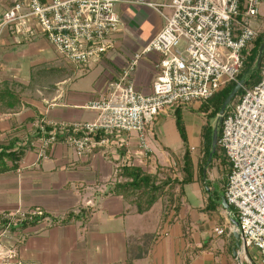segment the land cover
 <instances>
[{
    "label": "crops",
    "instance_id": "0c3cea01",
    "mask_svg": "<svg viewBox=\"0 0 264 264\" xmlns=\"http://www.w3.org/2000/svg\"><path fill=\"white\" fill-rule=\"evenodd\" d=\"M170 1L121 0L115 8L121 23L114 52L80 68L62 59L35 26L21 33L11 26L1 36L0 86L18 93L20 104L14 109L0 104V145L26 150L20 162L8 161L7 170L0 172V231L6 232L5 248H16L23 264H260L255 249L238 255L235 233L233 237L215 234L216 227H232V219L238 221L229 209L223 206L213 221L200 211L210 193L219 195L221 203L225 196L212 189L215 180L227 182L220 161L210 169L204 167L203 181L185 187L184 204L177 214L164 213L165 199L137 214L114 192L121 167L155 173L181 163L185 147L176 128L175 107L148 126L147 151L137 133L107 136L105 144L81 157L63 141L53 143L43 156L40 139L28 146L43 125L52 128L51 134L61 124L95 120L96 114L87 108L91 98L106 91L110 78L118 80L134 54L165 25L149 4L162 5L159 10L169 15ZM11 4V0H0V20ZM254 24L264 29V4ZM158 59L154 54L144 56L135 70V86L143 94L152 92ZM75 71L93 74L90 92L72 89L69 83ZM53 75L58 77L55 82L42 81L43 76ZM200 106L195 103L181 109L196 170L206 123ZM187 111L199 112L200 127L188 119ZM37 211L43 215L27 220L18 214Z\"/></svg>",
    "mask_w": 264,
    "mask_h": 264
},
{
    "label": "built area",
    "instance_id": "2783aa9c",
    "mask_svg": "<svg viewBox=\"0 0 264 264\" xmlns=\"http://www.w3.org/2000/svg\"><path fill=\"white\" fill-rule=\"evenodd\" d=\"M144 1V0H141ZM0 20V38L11 26L21 33L35 26L67 63L82 67L115 48L121 23L115 8L121 0H11ZM264 0H171L163 14V29L134 54L118 80L110 78L106 91L95 95L87 108L93 121L58 125L67 146L78 156L106 143L113 134L137 133L147 151L148 126L172 107L201 104L238 83L244 51L257 38L254 20ZM157 55V77L151 94L136 89L134 73L141 58ZM240 100L223 116L218 145L230 163L225 200L237 212L239 226L216 227L217 236L239 235L238 255L255 249L264 264V64L261 80L241 88ZM56 132L40 138V156ZM97 138H101L96 140ZM194 150V148L192 149ZM21 219L42 216L40 211L18 213ZM0 231V264H23L16 248H5Z\"/></svg>",
    "mask_w": 264,
    "mask_h": 264
},
{
    "label": "trees",
    "instance_id": "16d2710c",
    "mask_svg": "<svg viewBox=\"0 0 264 264\" xmlns=\"http://www.w3.org/2000/svg\"><path fill=\"white\" fill-rule=\"evenodd\" d=\"M263 43L264 29H261L259 30L257 38L251 43L250 47L244 51L245 60L237 80H244L245 88H249L250 86L253 87L261 80L264 53L260 66H257V61ZM235 86L236 83H229L221 92L214 95L211 99L202 102L198 109L206 119V123L201 132L199 147L200 159L197 162V170L188 148V137L181 110L183 106L176 107L175 111L176 128L185 147V154L181 163L176 164V167L174 168L158 169L155 173H148L142 168L135 166L121 167L120 172L118 173L120 183L115 185L114 192L124 198L126 203L130 206V210H133L137 214H143L150 211L161 199H165L166 204L164 213H166V215L171 212L177 214L181 211L184 204L183 200L186 197L185 187L198 180L203 181V169L206 166L209 155L212 151V137L214 127L217 125V117L225 99ZM243 93L244 91L241 89L233 99L232 103L234 101L237 103ZM0 104H2V107H10L11 109H14L20 104V96L15 91H11L7 87L2 89L0 86ZM229 110L230 109H227L225 115ZM212 121L215 122L214 125L211 124ZM51 131L52 128L50 126L43 125L42 129L38 128L36 130V136L28 141V146H31L32 143L38 141L42 137L50 136ZM68 134L70 133H67L66 135H62L59 132L55 133L56 143L65 141ZM99 139L101 138H97L96 140ZM25 150L26 147H23L19 151H15L12 149L11 145L7 147L0 145V172L7 170L6 162L10 161L15 164L20 162ZM215 161H220L222 172H225L228 175L230 172V163L227 160L224 150H222L219 145H217L216 153L214 154L211 163L207 166V169L212 168ZM207 189H209V186L206 184L204 185V192L206 194H208ZM220 209H223L221 197L219 195L214 196L210 193L206 205L200 209V211L209 220L213 221L219 218ZM229 212L237 217V212L232 207H229ZM230 236L233 237V234Z\"/></svg>",
    "mask_w": 264,
    "mask_h": 264
},
{
    "label": "rangeland",
    "instance_id": "374dc122",
    "mask_svg": "<svg viewBox=\"0 0 264 264\" xmlns=\"http://www.w3.org/2000/svg\"><path fill=\"white\" fill-rule=\"evenodd\" d=\"M261 8V7H260ZM114 51H110L108 53L109 54H112ZM79 72V71H78ZM261 75H262V71H261ZM80 75V73H76V71L72 74V79L73 80L72 82H70L69 84L72 85V89H76V90H83V91H86V92H90L92 90V79H93V74L89 75ZM58 79L57 76L53 75V76H43L42 78V81H47V82H55L56 80ZM54 84V83H53ZM252 86H250L249 88H251ZM236 104V102L234 101L232 104H230V106L227 108V109H230L232 106H234ZM173 109H176L173 108ZM186 109V107L184 108ZM227 111V110H226ZM187 115H188V119L190 118L191 120H193L194 123H196V125L198 127H200L202 125V122H203V117L199 114V112L197 111H194V112H190V111H187ZM226 113V112H225ZM213 123V121H212ZM215 128V127H214ZM218 134H219V137L221 136L222 134V124H220L219 126V131H218ZM209 178H210V175H209ZM222 178V177H221ZM225 186H226V182L225 181H222V179L220 180H215L213 183H212V189H213V192H217V193H220V192H224L225 193ZM216 194V193H215ZM238 220V218H237ZM222 226V225H221ZM224 228L226 231L228 230V228H225V227H222ZM219 237H217L218 239ZM238 264V263H237Z\"/></svg>",
    "mask_w": 264,
    "mask_h": 264
},
{
    "label": "water",
    "instance_id": "95a60500",
    "mask_svg": "<svg viewBox=\"0 0 264 264\" xmlns=\"http://www.w3.org/2000/svg\"><path fill=\"white\" fill-rule=\"evenodd\" d=\"M263 53H264V43L262 44V46L260 48V51H259V57H258V61H257V66H260L261 63H262ZM244 84H245L244 80L239 81L236 84L235 88L232 90V92L225 99V101H224V103H223V105L221 107L220 113H219V115L217 117V125L215 126L214 132H213L212 151H211V153L209 155V158H208L206 166H208L211 163L212 158H213L214 154L216 153V149H217V145H218V139H219L218 126L220 124H222L223 116L225 115V112H226L227 108L230 106V104L232 103L233 99L237 96L238 92L241 90V88L244 86ZM205 171H206V169H204V172ZM222 204L225 207V209H229V205L227 204V202H226V200L224 198L222 199ZM232 221H233V224L235 225V227L239 226L238 221H235L234 219H232ZM235 237L237 239V244L236 245H237V247H239V235L235 233Z\"/></svg>",
    "mask_w": 264,
    "mask_h": 264
}]
</instances>
